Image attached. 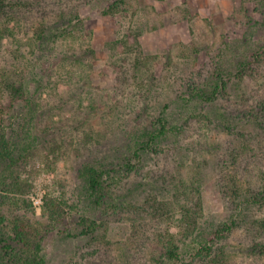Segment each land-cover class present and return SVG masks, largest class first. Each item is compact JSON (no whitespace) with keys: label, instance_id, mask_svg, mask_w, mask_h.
<instances>
[{"label":"rangeland","instance_id":"1","mask_svg":"<svg viewBox=\"0 0 264 264\" xmlns=\"http://www.w3.org/2000/svg\"><path fill=\"white\" fill-rule=\"evenodd\" d=\"M112 1L4 0L0 26L9 22L12 31L0 52V129L12 148V159L0 161L4 233L11 235L16 224L25 228L40 245L44 264H156L171 226L179 242L191 246L199 233L214 249V257L205 259L188 248L174 264H264L254 251L258 241L239 217L241 207L223 192L232 174L255 166L258 148L255 156L248 152L232 164L231 150L239 151L214 116V125L194 119L177 141L162 142L163 153L117 174L113 200L132 206L117 212L92 208L80 176L86 163L134 158L132 134L161 112H181L179 96L193 83L206 82L226 52L228 61L264 47V6L260 0H164L143 5L135 16L105 15ZM186 11L194 17L186 19ZM38 32L49 35L43 46ZM125 39L140 42L143 57L152 62L151 78L134 69V56L122 47ZM235 85L217 104L200 103L199 111L212 117L223 108L232 122L229 131L253 128L259 134L240 114L243 85ZM195 164L205 166L194 193L202 215L198 232L186 238L178 227L180 209L167 221L147 210L151 198L177 205L172 199L182 188L181 174L184 179ZM49 195L75 205L61 224L51 225L43 212ZM256 210L249 217L257 218ZM82 216L94 219V233L83 235ZM226 224L232 231L219 239L214 232ZM10 255L0 264H11Z\"/></svg>","mask_w":264,"mask_h":264},{"label":"trees","instance_id":"2","mask_svg":"<svg viewBox=\"0 0 264 264\" xmlns=\"http://www.w3.org/2000/svg\"><path fill=\"white\" fill-rule=\"evenodd\" d=\"M151 1L162 2L164 0H113L106 10H104V14L115 16L117 14L131 13L135 16L141 11L143 5ZM260 3L264 6V0H260ZM188 5L189 7L191 6L190 4ZM4 7H7L4 0H0V18L4 15ZM192 16L194 17L189 11L184 13L186 19H190ZM8 24L9 22L6 26H0V52L3 49L4 39L12 35ZM50 35H52L51 38H55L54 40L59 37H57L56 33ZM38 37L43 41V46L47 42L46 40H48L49 35L38 32ZM122 47L126 52L128 51L130 56H134V69L142 72V75L148 76L152 62L148 57H143L140 42L138 40L136 42V39H125ZM227 54L226 52L221 60L215 63V70L206 82L193 83L192 85L194 86L190 87V90L187 88L183 91V95L179 96L177 104L181 102L184 111L176 112L174 115L173 112H170V114L167 111L161 112L151 120L147 128H143L132 134V140L134 141L129 147V151L134 158L130 159L126 157L120 163H114L111 160H108L104 164L86 163L80 169V176L83 179V192L92 208L111 209L117 212L121 208L124 209V207L132 206V203L125 206V203L119 204L113 200L112 187L118 183L117 174L123 171L126 172L128 171L127 169L131 172L142 163L143 157L163 153V151H160L162 142L170 138H175L177 141L189 123L194 119L202 117V121H207L208 124L212 121L213 125L215 124L214 118L218 119L219 122L216 125L230 132L226 140H230V145L239 151L237 154L235 153L236 150H231V155L234 159L232 164L235 161H239V158H246L248 152H252V155L255 156L256 149L258 148V157L260 159L255 166L246 167L245 173L239 174L236 172L232 174L230 178L226 179L227 184L224 185L223 192L226 198L236 201V204L241 207L239 217L246 219L244 221L248 226L246 233L252 235L258 241V243L254 244V251L256 253L259 251L258 263H264V155L262 154V149L264 148V82L262 81L264 79V47L261 46L259 49L253 50L251 55H243L242 57L228 61L225 59V57L227 58ZM148 78L151 77L148 76ZM233 83L237 87L240 84L243 85L242 102H239L240 114L242 116L244 114L246 121L252 123L259 134L253 131V128L246 131L239 130V132L229 131L232 128V122L229 121L228 115L225 112L226 110L223 108H217L212 117L210 113L199 111L200 103L213 106L219 100L227 98ZM251 84L255 85V88L251 89ZM14 93L20 94L18 90H15ZM191 108L193 109L190 110ZM86 136L91 137V134H86ZM252 140H257V143L250 146ZM11 159L12 148L9 138L5 130L0 129V161L5 162ZM132 160H135L136 163L130 167ZM204 168L203 164H195L189 174H184V179L181 174L180 185L182 188L177 190L172 199V201L175 200L177 202V205L169 202V200H158L157 198H151L152 204L151 202L148 204L147 211L153 214V216H157L155 218L163 221H167L170 217L173 218V211L180 209L181 217L178 227L181 235L185 233L184 237L186 238H188L190 232L191 236L198 232V221L202 215V204L200 197L194 195L197 190L195 182L198 181ZM74 209L75 205L68 204L62 198L51 197L49 195L44 200L43 212L51 225L63 223L69 212ZM255 209H257L256 214H258V217L253 219L254 217H249L248 213ZM242 211L246 213L243 212L244 214H242ZM5 220L6 218L0 215V263L5 259L4 256L10 255V252H12L14 256L11 259V264H44V259L40 258L39 255V251H41L40 245L34 243V237L18 224L15 225L12 234L6 236V233L3 231ZM79 220L78 226L82 227L83 235L94 233L96 227L94 219L91 220L82 216ZM170 227L167 229L165 236L160 240L165 252L163 250L159 259L155 260L156 264H174L176 261H180L183 256L182 252L188 248L194 251V254L192 253L194 256L205 259H212L214 257V249L208 246V244H204L202 235L198 233V237L193 239L192 245L190 246L189 244L188 246L185 242L177 240L176 235L170 232ZM231 231L232 228L226 224L219 226L214 233L221 239L225 236L224 232L230 233ZM34 246H36V250L31 252ZM12 255L8 257L9 260ZM212 261L216 260L213 259Z\"/></svg>","mask_w":264,"mask_h":264}]
</instances>
